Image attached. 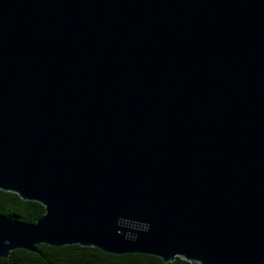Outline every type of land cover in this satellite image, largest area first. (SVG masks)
I'll return each instance as SVG.
<instances>
[{
  "label": "water",
  "instance_id": "1",
  "mask_svg": "<svg viewBox=\"0 0 264 264\" xmlns=\"http://www.w3.org/2000/svg\"><path fill=\"white\" fill-rule=\"evenodd\" d=\"M0 190V258L264 264V0H0Z\"/></svg>",
  "mask_w": 264,
  "mask_h": 264
},
{
  "label": "trees",
  "instance_id": "2",
  "mask_svg": "<svg viewBox=\"0 0 264 264\" xmlns=\"http://www.w3.org/2000/svg\"><path fill=\"white\" fill-rule=\"evenodd\" d=\"M44 207L37 202L24 201L17 194L0 190V216L34 223L44 215ZM0 264H166L161 259L144 254L114 255L96 248L79 245L50 247L40 245L36 252L15 250L8 259L0 258ZM167 264H190L180 258Z\"/></svg>",
  "mask_w": 264,
  "mask_h": 264
}]
</instances>
